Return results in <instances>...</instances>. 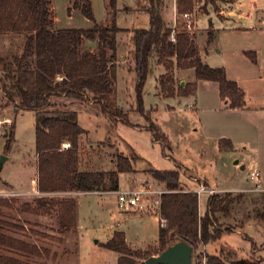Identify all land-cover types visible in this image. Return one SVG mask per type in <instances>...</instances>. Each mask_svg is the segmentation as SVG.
Masks as SVG:
<instances>
[{
	"label": "rangeland",
	"instance_id": "rangeland-1",
	"mask_svg": "<svg viewBox=\"0 0 264 264\" xmlns=\"http://www.w3.org/2000/svg\"><path fill=\"white\" fill-rule=\"evenodd\" d=\"M54 28H91L94 22L80 9L73 8L75 0H50ZM96 22L110 25L115 18L124 31L118 35V68L116 98L118 105L129 116L130 125L114 120L104 114L99 104L92 101L82 103L66 96H55L52 109L66 107L79 113V123L87 133L80 138V159L82 170H116L117 158L128 157L134 172L120 174V190L141 188L142 186L167 191L165 184L155 180L151 170L179 169L181 180L187 188L210 185L214 193L200 194V211L205 212L210 194L232 193L237 199L227 215L218 214L217 225L231 227L221 238L200 245L193 251L192 264L207 262V256L227 255L230 261L240 264H264V222L258 213L264 209V191L252 190L254 181L251 171H260L264 184V126L246 121L238 112L217 109L216 90L206 83H200L197 93L164 97L159 77L166 73L163 65L157 63V55L150 59V70L143 89V109L138 107L136 95L137 71L132 69V54L129 37L135 27H149L147 0H118L116 10L110 0H91ZM203 0H198L193 13L204 12ZM164 20L170 26L176 17V27H182L183 16L175 13L172 0H164ZM197 20H200L197 18ZM201 28L202 22L198 21ZM203 33V34H202ZM195 34L203 56L210 49L211 63H229L232 49L229 43L220 46L218 35L209 47L204 39L207 32L196 30ZM204 36V37H203ZM27 34L25 32L0 34V57L11 59L23 51ZM129 46V47H128ZM209 47V49H208ZM216 47H223L217 55ZM96 50L85 44V50ZM199 49V48H198ZM209 50V51H208ZM120 54L124 55L119 64ZM128 55V56H127ZM232 71L238 70L232 66ZM192 73V74H191ZM195 71L175 68V86L178 89L187 81L194 82ZM184 79V84H183ZM0 84V163L4 156L0 173V198L10 200L9 206H0V232L37 245L41 256L16 253L0 246L3 254L17 255L37 264H118L120 254L106 248L115 231H123L133 249L159 250L160 209L144 212H125L118 206L117 195L111 192L84 193L50 192L43 193L38 188V159L36 150L35 112L18 108V102L8 101ZM199 96V98H198ZM230 109V108H227ZM157 124L160 133L167 137L166 143L155 140L149 126ZM13 132V139L7 136ZM231 136L235 148L222 149L221 138ZM9 145V147H8ZM64 148L69 143H64ZM246 147V149H245ZM259 148V157L257 152ZM249 156L250 159H243ZM246 162L242 169L235 161ZM247 160H250L247 162ZM239 161V162H240ZM251 167L249 166L250 164ZM110 188V181H108ZM107 188V189H108ZM46 197L60 200L76 197L78 200V232L66 231L60 227L58 210L36 209V199ZM160 196L155 195L154 200ZM76 231V229H75Z\"/></svg>",
	"mask_w": 264,
	"mask_h": 264
},
{
	"label": "trees",
	"instance_id": "trees-1",
	"mask_svg": "<svg viewBox=\"0 0 264 264\" xmlns=\"http://www.w3.org/2000/svg\"><path fill=\"white\" fill-rule=\"evenodd\" d=\"M149 27H135L130 36L129 52L132 54V69L137 71L136 95L138 107L143 109V89L150 70V59L157 55V63L163 65L166 73L159 77L164 97L176 93L189 96L196 93L197 80L219 83L220 96L227 108H244L246 96L237 81L231 80L224 67H212L205 63L196 44V34H190L182 27L172 28L164 20V0H147ZM220 0H203V10ZM198 0H176L177 13H194ZM118 0H110L116 10ZM73 8L94 22L93 27L54 28L50 0H0V34L25 32L27 34L23 51L11 59L0 57V84L8 101L18 102L17 107L35 112L36 150L38 159V188L50 192H95L120 189V174L134 172L131 160L126 156L117 158L116 170L88 171L81 169L80 138L87 131L79 123L76 110L58 107L52 109L55 96H66L86 103L99 104L104 114L114 120L130 125L129 116L118 105L116 98L118 68V35L124 31L115 20L110 25L96 22L91 0H75ZM209 40L213 33L209 32ZM175 35V41L171 39ZM96 50H85V44ZM256 62L255 53H247ZM193 69L196 81L175 86V68ZM150 130L155 140L164 143L167 137L160 133L150 118ZM10 136L13 139V132ZM64 143L69 147L64 148ZM222 149H233L230 139L221 138ZM9 147V145H8ZM151 176L164 183L167 192L160 196L159 250L133 249L126 234L115 231L103 245L120 254L118 264H141L152 255L160 254L169 245L178 241L189 243L193 251L202 244L217 240L232 228L217 225L218 214L227 215L237 199L232 193L210 194L205 212L200 211L198 192L187 188L181 180L179 169L151 170ZM110 181V188H108ZM201 184V183H200ZM207 186H210L206 184ZM108 188V189H107ZM264 200V193L262 194ZM46 197L36 199L38 213L55 206L58 210L60 227L72 231L78 225V200L76 197L52 200ZM9 206L10 200L0 198V206ZM264 222V209L258 213ZM164 219L166 225L162 226ZM0 246L14 252L41 256L42 250L35 244L0 232ZM207 264H240L230 261L224 253L221 256H207ZM0 264H37L17 255L0 252Z\"/></svg>",
	"mask_w": 264,
	"mask_h": 264
},
{
	"label": "crops",
	"instance_id": "crops-1",
	"mask_svg": "<svg viewBox=\"0 0 264 264\" xmlns=\"http://www.w3.org/2000/svg\"><path fill=\"white\" fill-rule=\"evenodd\" d=\"M172 5L175 13H177L176 0H172ZM197 18L200 20H197ZM198 21L202 22L201 28L198 25ZM168 26H170V24H168ZM170 27H176V17ZM195 28L196 30L213 33L214 36L211 40L207 37L204 39V42L206 41L209 47L212 45V41L216 35H218L220 46H225L229 43V47L233 50V57H231L230 62L227 64H212L210 62L211 55L209 54L212 49H210V51L208 50V55L205 58L198 43L197 46L199 48L200 56L205 63L212 67H224L227 71L228 77L231 80L237 81L238 85L245 93L246 105L244 108L227 109L226 104L221 99L218 82L202 79L197 80V88L200 83H206L209 86H212L217 92V97L215 99V102L218 105L217 109L222 110L225 108L226 111L230 110L232 112H238V114H241L246 121L256 123L258 127L262 128L261 125L264 126V0H220L216 5L210 4L204 12L199 11L195 13ZM197 38L196 42H198ZM216 49L217 55L223 52V47H216ZM127 50L129 54V49ZM248 52L255 53L257 59L256 62L251 59L247 54ZM120 58H124V55L120 54ZM121 62H124L123 59L119 61V64H121ZM232 66H234L238 72L232 71ZM190 71L193 72L194 70L190 69ZM193 74L195 75V73ZM182 82H185L184 79ZM188 82L191 81H187V83ZM226 138L231 141L233 140L230 135L226 136ZM232 144L234 149V141H232ZM257 149L258 152L256 156L259 157V148ZM243 159H250V157L247 156ZM248 161L250 160H247V162ZM239 165H245L246 168V162L240 161L236 166L238 167ZM261 165L263 166L262 169H264V163H261ZM249 166L251 167L252 165L250 164ZM37 181L38 178L36 179V183ZM203 183L204 182H201V184ZM197 188L199 187L192 189ZM103 192L116 194L115 191L112 190H106ZM84 193L101 192H79L78 195ZM79 226L78 219V225L74 232H78Z\"/></svg>",
	"mask_w": 264,
	"mask_h": 264
},
{
	"label": "built area",
	"instance_id": "built-area-1",
	"mask_svg": "<svg viewBox=\"0 0 264 264\" xmlns=\"http://www.w3.org/2000/svg\"><path fill=\"white\" fill-rule=\"evenodd\" d=\"M184 29L186 32L193 34L195 32V19L193 13H184ZM171 39L175 41V35L171 36ZM250 178L254 181L252 190L264 191L263 179L260 171H251ZM198 192L199 196L202 193H214V188L200 185L199 188L193 189ZM214 191V192H213ZM167 192L163 190L153 189L150 187L142 186L141 188H129L126 190L115 191L118 200V206L125 212H144L148 210L156 209L159 205V200L155 199L154 196H161L162 193ZM161 225L165 226L166 221L162 219ZM201 264H207L202 262Z\"/></svg>",
	"mask_w": 264,
	"mask_h": 264
},
{
	"label": "water",
	"instance_id": "water-1",
	"mask_svg": "<svg viewBox=\"0 0 264 264\" xmlns=\"http://www.w3.org/2000/svg\"><path fill=\"white\" fill-rule=\"evenodd\" d=\"M184 84V82H183ZM7 159L4 156L0 163V173L2 170L3 163ZM236 163H239L237 160ZM242 169L245 165L241 166ZM193 261V248L185 241H178L174 244L169 245L160 254L152 255L147 259L143 260L141 264H192Z\"/></svg>",
	"mask_w": 264,
	"mask_h": 264
}]
</instances>
